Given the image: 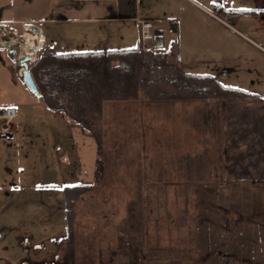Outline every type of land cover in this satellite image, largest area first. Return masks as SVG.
<instances>
[{"label":"rangeland","instance_id":"rangeland-1","mask_svg":"<svg viewBox=\"0 0 264 264\" xmlns=\"http://www.w3.org/2000/svg\"><path fill=\"white\" fill-rule=\"evenodd\" d=\"M157 1L166 40L171 22L181 25L171 45L181 69L257 97L106 98L87 115L98 150L91 132L58 115L61 161L24 143L30 154L11 162L10 180L0 176V264L57 253L62 264H221L224 254L264 264V124L245 123L247 110L264 115V0H199L212 14L190 0ZM25 32L0 25V41L20 47ZM76 183L92 187L79 193L70 233L63 186Z\"/></svg>","mask_w":264,"mask_h":264},{"label":"crops","instance_id":"crops-1","mask_svg":"<svg viewBox=\"0 0 264 264\" xmlns=\"http://www.w3.org/2000/svg\"><path fill=\"white\" fill-rule=\"evenodd\" d=\"M190 1L200 9L210 14L213 13L199 0ZM157 2V0H0V25L13 28L17 25H26V30L29 31L24 33L25 42H20V47H16V43L0 41V108L15 105L18 110L16 119L20 117L22 120L15 124L16 119L10 124L6 122L3 125L0 124L1 177L4 176L6 181L10 180L11 162L18 160L21 152L23 155L30 154L27 147L20 148L24 143L33 147L30 150H33L34 154L39 152L45 159L54 155L57 161H61L58 155L62 147L60 140L56 139V132L64 130L65 121L62 124L52 121L58 118V115L65 114L70 119L71 125L83 126L89 132L93 126L92 122L89 128L86 123L73 120L64 111L51 110L44 104L41 95L35 94L24 83L19 58L24 57L28 52V49L23 46L27 45L24 44L26 43L25 34L30 33L36 37H43L44 42L42 41L41 45L38 39L35 40V43L37 41L40 46L30 45L31 48L38 49L37 55L46 47H52L60 53L133 48L142 43L139 20H150L154 23L153 18L157 16L154 15L153 9L158 6ZM177 21L179 22V19ZM154 25L156 29V24ZM158 31H162L163 40L156 37L152 45L146 43L144 46L142 43L143 47L172 48L173 37L181 33V25L178 32H172L167 40L165 31L157 28V34ZM102 97L104 98L98 102L99 105L97 103V106L94 105L88 109L87 115L88 112L91 115L100 110L103 100L106 99V96ZM5 133L12 135L13 138L3 137ZM91 134L97 141L98 150V138L94 133L91 132ZM92 160L97 162L98 151L96 159ZM17 168L22 170L21 165ZM6 184L10 189H19L18 181H10ZM65 186H63L64 195ZM223 257L221 264H239L232 256L224 254ZM58 258L59 253L56 255V261ZM56 261L43 262V264L56 263Z\"/></svg>","mask_w":264,"mask_h":264},{"label":"trees","instance_id":"trees-1","mask_svg":"<svg viewBox=\"0 0 264 264\" xmlns=\"http://www.w3.org/2000/svg\"><path fill=\"white\" fill-rule=\"evenodd\" d=\"M171 23L172 30L177 33L176 21ZM178 56L173 47L145 49L142 43L133 48L94 52L60 53L46 47L28 65L44 104L53 111H64L73 120L86 123L89 128L91 123L86 112L90 107L97 106L104 98L102 96L127 99L145 91L152 98L168 100L234 99L239 95L257 97L223 84L218 75L181 69ZM247 112L246 124L256 127L259 122L264 124V115L251 117ZM94 134L98 138L96 132ZM253 164L257 165L258 162ZM244 170L241 171L242 175L247 176ZM91 187L92 184L87 183L65 186L66 221L70 233L79 193ZM218 225L219 222L216 227ZM208 249L204 251L206 254L210 253Z\"/></svg>","mask_w":264,"mask_h":264},{"label":"built area","instance_id":"built-area-1","mask_svg":"<svg viewBox=\"0 0 264 264\" xmlns=\"http://www.w3.org/2000/svg\"><path fill=\"white\" fill-rule=\"evenodd\" d=\"M140 24V38L145 46L147 42L153 41L157 37L155 25L150 20H139ZM38 49L35 50L31 48V51L27 52V55L32 57V61L36 59ZM23 71V67L21 69ZM22 73V72H21ZM18 116V110L15 105H6L3 108H0V120L4 119L7 124H10Z\"/></svg>","mask_w":264,"mask_h":264},{"label":"water","instance_id":"water-1","mask_svg":"<svg viewBox=\"0 0 264 264\" xmlns=\"http://www.w3.org/2000/svg\"><path fill=\"white\" fill-rule=\"evenodd\" d=\"M157 38H160L163 40V33L162 31H158V34H157ZM13 51H15V49L13 48ZM32 60V57L30 55H25L24 57H20L19 58V62H20V65L23 67V73H22V78H23V81L24 83L37 95H41L40 94V90L33 78V75L29 69V61ZM3 137H6V138H13L12 135L8 134V133H5L2 135Z\"/></svg>","mask_w":264,"mask_h":264},{"label":"bare ground","instance_id":"bare-ground-1","mask_svg":"<svg viewBox=\"0 0 264 264\" xmlns=\"http://www.w3.org/2000/svg\"><path fill=\"white\" fill-rule=\"evenodd\" d=\"M25 38H26V43H24V44H27V45H23V46L28 49V52L31 51V46L30 45H33L32 47L40 46L42 44L41 42L44 40L43 37H36V36H33L30 33H26L25 34ZM36 39H38L37 41H38V43L40 45L37 44V41L35 43Z\"/></svg>","mask_w":264,"mask_h":264}]
</instances>
